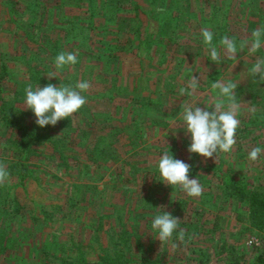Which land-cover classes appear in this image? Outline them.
<instances>
[{
  "label": "rangeland",
  "instance_id": "374dc122",
  "mask_svg": "<svg viewBox=\"0 0 264 264\" xmlns=\"http://www.w3.org/2000/svg\"><path fill=\"white\" fill-rule=\"evenodd\" d=\"M230 1L234 12L222 17V0H0L2 96H14L15 82L32 74L33 89L74 87L80 80L91 85L72 125L70 117L48 125L61 153L50 142L21 152L17 132L0 125V162L10 172L0 186V264H68L70 256H77L73 264H209V246L226 230L230 248L250 249L245 240L260 235L254 212L248 202L226 196L224 183L231 177L264 187V153L256 162L247 158L252 147L264 148V82L248 75L264 48L254 56L247 49L237 53L233 67L217 42L224 35L240 42L264 25V0ZM238 2L260 10L240 13ZM142 23L156 29H147L145 46ZM203 28L220 31L213 39L221 51L217 64L207 55ZM61 51L77 53V63L55 69ZM192 74L199 76L198 89L182 96ZM229 79L239 81L236 144L231 153L205 160L187 151L190 135L173 121L186 102L203 108L215 95L212 82ZM18 98L23 107L25 95ZM168 149L190 165L189 178L203 187L200 197L159 181L157 163ZM161 205L181 219L175 249L160 244L151 229ZM232 252L228 259L236 264Z\"/></svg>",
  "mask_w": 264,
  "mask_h": 264
},
{
  "label": "clouds",
  "instance_id": "9594fccd",
  "mask_svg": "<svg viewBox=\"0 0 264 264\" xmlns=\"http://www.w3.org/2000/svg\"><path fill=\"white\" fill-rule=\"evenodd\" d=\"M203 43L206 45L209 59L216 64L221 60V51L213 43L214 33L208 29H201ZM223 55L233 61V67L238 58L237 53L247 49L249 56H254L261 48H264V25L257 27L250 33V38L241 40L239 43L234 38L224 35L219 41ZM78 54L74 52L61 51L54 60L57 70L74 66L77 63ZM248 75L258 83L264 82V57H257L248 70ZM56 77L55 73L48 74ZM258 77V79H257ZM239 81L215 80L211 83V90L215 93L203 108L198 103L186 102L179 120L173 124L177 128H183L190 135V144L187 151L195 153L207 160L214 158L218 153H231L236 144V131L240 127L238 116L241 105L236 96ZM200 84L199 76L191 75L186 87L179 89L180 94L193 96ZM91 85L87 80H80L71 85H54L48 83L43 87L37 85L33 89L29 84L25 88L23 109H30L35 116V123L39 127L48 125L55 126L58 121L69 118L77 113L86 103V97L82 93L87 92ZM211 108L209 111L207 109ZM249 112L254 113L255 107H250ZM175 134V132H173ZM169 149L159 158L157 168L159 181L169 185L171 188H179L189 197H200L203 187L197 178H189L190 165L180 159H175L169 154ZM264 153V148L252 147L248 152V160L256 162ZM10 178V172L6 165L0 162V186L5 185ZM162 212L156 214L151 223V229L155 232V239L161 243L170 244L173 249L177 244L173 242V234L177 232L180 220L170 212L164 210V206L157 207ZM177 239L184 240V230L179 229Z\"/></svg>",
  "mask_w": 264,
  "mask_h": 264
},
{
  "label": "trees",
  "instance_id": "16d2710c",
  "mask_svg": "<svg viewBox=\"0 0 264 264\" xmlns=\"http://www.w3.org/2000/svg\"><path fill=\"white\" fill-rule=\"evenodd\" d=\"M1 81L2 78L0 77V125L5 130L12 129L17 132L16 145L18 149L21 152L28 151L33 145L46 146V144L50 142L54 153H61V148L58 147V144L52 142V137L49 136L47 131L49 130L48 126L39 127L35 123L36 118L30 109L24 110L23 107H18V105H16V102L23 99L18 98V95H25V88L29 84H35L34 75L32 74L26 81H16L15 84L17 87L14 89V96L11 98L2 96L4 89L1 86ZM80 111L81 110L69 118L68 125H72V117L78 116ZM20 174L21 172L18 173V176ZM224 184L226 196L242 202H248V206H250L251 210L254 212V222H252V226L259 231L258 233H260V237L264 238V187L249 185L241 181L233 180L231 177L230 180ZM3 205L5 204H2V206ZM41 214H45V220L50 218L47 206H41ZM37 221L39 220H36V222ZM260 247L261 250L254 258L255 264H264V246L249 247L251 250H249L250 252H253L254 249H259ZM70 259L71 263L68 262V264H73L75 261H78L77 256H70Z\"/></svg>",
  "mask_w": 264,
  "mask_h": 264
},
{
  "label": "crops",
  "instance_id": "0c3cea01",
  "mask_svg": "<svg viewBox=\"0 0 264 264\" xmlns=\"http://www.w3.org/2000/svg\"><path fill=\"white\" fill-rule=\"evenodd\" d=\"M132 1L138 3L137 0H132ZM222 2H223V5H221L220 6V9H219L220 15L222 17H225L227 14L231 16V14L234 12V9H235L236 6L233 7L230 4V2H231L230 0H222ZM166 3H167V1H166ZM238 5H239V8H240L239 9V12L240 13L241 12H246V13L248 12L249 14H257L258 13V10H260V8H256V11H254V6H252L250 4L249 5H246V4H241L240 2H238ZM175 14H176L175 17L177 18V16H179V14H177V13H175ZM243 17L244 16H241L240 19H243ZM178 19H180V17H178ZM253 20L254 21H257L258 18H255L254 17ZM142 25L144 27L143 28V30H144V32H143L144 36L141 37V44L145 46L147 43L150 42V39L146 38L147 31H148L147 29H152L154 31H156V29L152 28L148 24L142 23ZM142 25H140V29H141V26ZM216 28L218 29V26H216ZM220 30L223 31L224 30V27L220 28ZM215 32H213L214 35L217 34V33H219L220 31L215 30ZM217 35H219V34H217ZM243 38H245V39L246 38H250V35L246 34V36L243 37ZM234 39L239 43V40H237V37H235ZM201 45L204 46L203 44H201ZM217 45H219V42H217ZM128 55H130L132 57L131 59H133V57H135V54H132L131 52L128 53ZM140 57H142V56H140ZM137 62L139 63L140 62V59H138ZM198 70H199V68H198ZM226 231H227L226 234L225 235L224 234L222 235L221 242L217 240V243H216L215 246H213V245L211 247L209 246V253H211V255H210L211 258L209 260V264H230L228 257H229V254H230V252L232 250H233L232 253L238 254V255L232 254V256H234V258H235V263L236 264H255L254 263V258L258 254V252L261 250V247L259 249H254L253 252H250L251 250L250 249H247V248H239V247L238 248L237 247H231L230 248L229 247L230 246V243H228V240H227V238L230 235V232L228 230H226ZM258 237L261 240V243H260L259 246H262L263 247L264 246V238H261L260 235H258ZM229 242H230V240H229ZM218 243H220V244H218ZM218 245H220V246H218ZM259 246H256V247H259ZM245 247H247V246H245ZM219 248H220V250L218 251ZM215 250L217 251L218 254L222 253L224 255V258H223L222 261H217L215 259V256L217 255L215 253Z\"/></svg>",
  "mask_w": 264,
  "mask_h": 264
},
{
  "label": "built area",
  "instance_id": "2783aa9c",
  "mask_svg": "<svg viewBox=\"0 0 264 264\" xmlns=\"http://www.w3.org/2000/svg\"><path fill=\"white\" fill-rule=\"evenodd\" d=\"M261 243V240L258 236L256 235H252L249 236L246 240H245V244L249 247H256L259 246Z\"/></svg>",
  "mask_w": 264,
  "mask_h": 264
}]
</instances>
